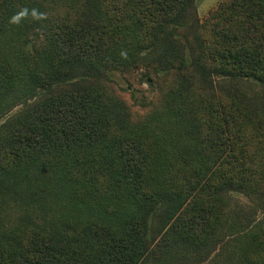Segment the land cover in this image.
<instances>
[{"label":"trees","instance_id":"obj_1","mask_svg":"<svg viewBox=\"0 0 264 264\" xmlns=\"http://www.w3.org/2000/svg\"><path fill=\"white\" fill-rule=\"evenodd\" d=\"M139 62L133 124L109 74ZM19 105L0 214L51 216L0 223V264H199L227 234L221 264H264V219L222 230L227 192L264 200V0H0V119Z\"/></svg>","mask_w":264,"mask_h":264},{"label":"rangeland","instance_id":"obj_2","mask_svg":"<svg viewBox=\"0 0 264 264\" xmlns=\"http://www.w3.org/2000/svg\"><path fill=\"white\" fill-rule=\"evenodd\" d=\"M221 1L222 0H194L199 22H201L210 11L214 10ZM145 74L146 71L141 62L133 66L128 73L121 74L118 72H111L109 74V78L114 83L117 94L126 104L129 120L133 124H135L137 120L142 118L145 119L152 114L154 109L153 101L157 97L156 85H149L146 81ZM214 85L216 88L223 87L225 81L221 78H214ZM22 110V105L14 107L11 112L0 119V125L9 117L19 114ZM223 202L226 204L223 215V220L225 221V224H223V231L228 229V224L240 223L242 227L249 228L264 219V200L252 203L244 195L231 191L224 195ZM50 216V213L43 214L37 207L28 208L20 199L8 200V204L2 206L0 223L2 224V228L19 224L22 219H32L35 220L36 223L41 224L42 222H47ZM155 222H157V220L151 223V228L155 227ZM229 236L230 235L227 234L226 237L228 238L223 239V242H220L214 250L209 252L208 258L203 262L201 261L199 264L223 263L230 252L228 249L230 244ZM187 261L189 263H194L192 260L190 261V259ZM181 262L185 264V259Z\"/></svg>","mask_w":264,"mask_h":264}]
</instances>
